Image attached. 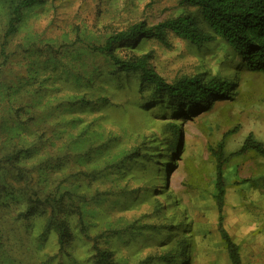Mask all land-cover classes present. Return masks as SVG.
I'll use <instances>...</instances> for the list:
<instances>
[{"label":"rangeland","instance_id":"rangeland-1","mask_svg":"<svg viewBox=\"0 0 264 264\" xmlns=\"http://www.w3.org/2000/svg\"><path fill=\"white\" fill-rule=\"evenodd\" d=\"M19 1L0 0V155L31 148L27 143L40 148L29 176L35 181L44 171L48 189L62 183L84 196L82 215L95 240L74 226V215L71 247L60 252L51 231L38 241L45 216L35 218L28 234L12 230L5 217L13 213L0 208V264H96L94 242L110 252L111 264H171L161 256L175 250L176 234L184 239L185 264H231L214 200V151L220 142L227 158L223 227L246 264L249 240L264 238V158L250 150L231 154L248 135L264 147V77L237 66L239 59L228 58L219 38L197 47L169 33L165 43L139 36L113 48L119 59L147 54L150 67L168 83L201 74L205 80L218 69L232 82L225 97L179 103L154 95L137 74L118 71L96 48L135 25L148 29L194 8L180 0H43L21 11L16 32L6 37ZM81 97L88 100L83 106ZM29 117L35 125L19 135L20 120ZM168 122L180 128L176 152L166 149L174 139ZM137 145L140 155L128 159L124 174L108 170ZM125 185L140 191L126 199L118 190ZM155 197L166 220L149 211ZM114 229L118 233L111 234ZM183 261L180 256L172 263Z\"/></svg>","mask_w":264,"mask_h":264},{"label":"trees","instance_id":"trees-1","mask_svg":"<svg viewBox=\"0 0 264 264\" xmlns=\"http://www.w3.org/2000/svg\"><path fill=\"white\" fill-rule=\"evenodd\" d=\"M42 1L20 0L12 9V18L8 21L5 36L16 32L17 26L15 24L20 20L21 11ZM180 4L194 8L195 12L192 14L187 12L176 18L167 19L148 29L144 28L143 24L135 25L128 32H121L107 38L104 45L97 47L96 51L107 56L118 71L137 74L143 87L151 86L153 88L154 95L165 94L169 98H176L179 103L187 99L192 104L197 105L209 95L225 97L231 90L232 82L218 73L220 71L218 69L216 75L205 80L201 74L190 78L183 77L174 83H168L150 67L147 54L134 59H119L113 55V48L117 44H123L124 41H131L139 36L154 38L158 42L165 43L169 33L197 47L219 38L227 47L228 58L231 60L239 59L235 62L237 66L252 73H260L264 77V0H180ZM87 101L81 97L78 100V105L83 106ZM30 122L31 117L27 120H20L21 132L19 135L23 136L30 133L32 126L35 125ZM69 124L70 122H67L65 125L68 126ZM166 128L171 130L175 139V142L173 139L166 144V149L170 152H176L180 128L174 122H168ZM53 134H56V137L60 135L59 132ZM74 143L72 140V144ZM30 144L32 145L31 148L12 149L0 155V208H3L6 214L13 213L11 216L5 217L11 221L9 225L11 229L16 227L30 234L35 218L40 215L45 216V225L38 241L43 243L51 231L57 237L59 251L63 252L71 247V217L76 215L77 219L76 223L74 220V226L79 229L83 236L95 240L90 235L88 222L84 220L82 215L81 204L86 203L84 196L76 195L73 187L60 186L62 183H58L56 188L48 189V176H44V171L39 173L38 179L35 181L31 175L29 176L34 171V167L29 166L30 161L40 150V148L35 149L33 143H27L26 146ZM140 149L139 145L130 148L122 158L111 163L108 170L117 169L122 174L123 169L129 167L128 159L140 155ZM249 150L264 158V147L255 141L251 135H248L241 148L231 155H241ZM149 156L151 157L152 154ZM226 160L227 158L223 156V143L220 142L214 151L216 191L214 200L218 212L217 230L230 263L240 264L239 247L223 227L222 209L225 195L223 167ZM47 166L48 164L42 167H45L43 168L45 170ZM92 175L93 173L90 174V176ZM73 179L75 178L72 176L65 180L70 183ZM146 181V185H148L149 181ZM127 188L130 189L128 185L118 188L119 194L126 199L140 191L138 188L130 190ZM148 188L150 187L147 186L146 190ZM155 199L157 198L155 197ZM122 201L124 200H121V203ZM141 202L142 204L145 203L144 197L141 198ZM135 203L138 204L139 202ZM149 211L153 214H159L160 219L166 220L165 210L160 202L155 200V204ZM162 229L166 233L167 228ZM116 230H111V234L118 233ZM167 235L166 233L165 237L168 238ZM161 236L162 234L159 235V237ZM176 238L175 250L167 255H162L161 259L173 264L175 259L183 256L182 264H185L184 239L178 234H176ZM94 245L96 264H111L110 252L98 249L95 242ZM173 253L174 255H172ZM7 261L5 259L3 263H7Z\"/></svg>","mask_w":264,"mask_h":264},{"label":"crops","instance_id":"crops-1","mask_svg":"<svg viewBox=\"0 0 264 264\" xmlns=\"http://www.w3.org/2000/svg\"><path fill=\"white\" fill-rule=\"evenodd\" d=\"M253 240H254V242H253ZM255 241H256V243H255ZM262 243H264V238H261V237L256 238V240L255 239L249 240L248 245L250 248V250H249L250 256H249L248 261H247L248 264H264V254H261L262 251L264 253V248H262V246H259ZM238 247H239V245H238ZM239 256L241 259L240 264H243L244 254H243V251L241 250V247H239Z\"/></svg>","mask_w":264,"mask_h":264}]
</instances>
